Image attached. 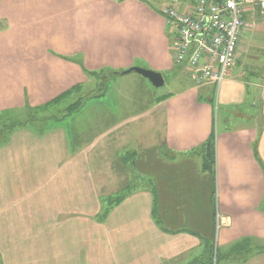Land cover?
I'll return each mask as SVG.
<instances>
[{
  "label": "crops",
  "instance_id": "1",
  "mask_svg": "<svg viewBox=\"0 0 264 264\" xmlns=\"http://www.w3.org/2000/svg\"><path fill=\"white\" fill-rule=\"evenodd\" d=\"M151 2L0 0V116L70 103L63 119L0 141V264H264V14L244 16L235 67L215 95L216 130L213 86L175 64L169 0L158 10ZM133 67L178 90L128 119L104 93L87 102L93 83L106 89ZM156 114L162 126L145 118ZM157 147L170 158L148 163L163 171L136 180L138 148ZM115 195L127 197L103 221Z\"/></svg>",
  "mask_w": 264,
  "mask_h": 264
},
{
  "label": "built area",
  "instance_id": "2",
  "mask_svg": "<svg viewBox=\"0 0 264 264\" xmlns=\"http://www.w3.org/2000/svg\"><path fill=\"white\" fill-rule=\"evenodd\" d=\"M249 7L264 14V0H169L162 9L172 28L173 57L198 87L212 85L216 95L235 67ZM1 23V20H0ZM224 222L218 217L217 229Z\"/></svg>",
  "mask_w": 264,
  "mask_h": 264
},
{
  "label": "rangeland",
  "instance_id": "3",
  "mask_svg": "<svg viewBox=\"0 0 264 264\" xmlns=\"http://www.w3.org/2000/svg\"><path fill=\"white\" fill-rule=\"evenodd\" d=\"M163 1L164 0H157L156 3L151 2L149 4H151L155 9L158 10L161 8V6H163ZM168 30L170 33L172 32V28H168ZM169 51L172 53L171 48ZM251 54L252 53L250 52L248 56H250ZM134 80H140V82ZM142 81L146 85L141 83ZM95 86L93 83L92 90L91 92H89L92 94V97L86 99L87 102L90 104L101 99V98L97 99L95 96L104 93L105 95H103L102 100H104L105 105L111 106L113 108H121L122 109L121 117H123L124 119H128L141 114L144 110H147V108H149L150 106L152 107L153 101L156 100L158 102L159 98L168 95L169 93H175L178 90V86L173 84V82L170 81L168 77H166L165 86L158 89L155 88L147 79L136 73L129 74L127 77H118L117 79H115V81L111 82L106 89H102L105 87L104 83H99V86L97 83V87ZM216 101L217 103L215 104L216 105L215 129L216 128L218 129V125L221 123L220 120L223 117V109L222 108L220 109L217 98ZM69 105L70 103H63L60 107H58L57 110L62 111L63 109L65 111ZM58 111L51 112L50 115H43V116L40 114H28L27 116L26 114H19V113L0 116V141L6 138L9 131L15 127H21L24 125L30 126L32 123H35V121L37 120H39L38 122L41 124L42 123L46 124V122L50 123L52 120L51 119L52 116L61 118L63 114L59 113ZM145 118L146 119L150 118L157 126L163 125L162 115L156 114L155 116H146ZM143 122H144L143 119H141V121L138 122L140 127L143 126L141 127V129H144L145 127V123ZM237 123L238 122L235 121L233 122V124H237ZM162 131H163L162 127H157V129L156 128L154 129V134L156 137L157 144L162 139ZM151 134L152 133H150V135ZM145 136L146 135H144L142 138H139L141 145L144 142L145 144H147L146 143L147 139L146 138L144 139ZM138 149L139 150L137 151V156L135 157V161L137 160L139 161L138 164H135V168L133 169L136 180H144L147 182L149 180L154 181V179H156L159 176V173L163 171V167H162L163 164L160 165L153 162L148 163V159H150V161L151 160L156 161L159 158L169 159L170 154L163 153L162 152L163 150H159L160 148L158 147L157 149L151 151L150 153L146 152L147 148L146 149L138 148ZM153 157L154 159H152ZM129 181L132 182L131 177H129ZM139 184L144 185L140 182ZM118 197L119 196L115 195L113 196L112 200H115ZM214 246L217 251L216 245Z\"/></svg>",
  "mask_w": 264,
  "mask_h": 264
},
{
  "label": "trees",
  "instance_id": "4",
  "mask_svg": "<svg viewBox=\"0 0 264 264\" xmlns=\"http://www.w3.org/2000/svg\"><path fill=\"white\" fill-rule=\"evenodd\" d=\"M115 75L117 74V73H114ZM215 95H216V90H215V88H213V93H212V98H213V100H212V103L215 105V103H216V97H215ZM81 105V104H80ZM78 105L77 106H75V105H73V106H71V113L72 112H74V111H76V110H78ZM214 140H215V135L212 137V143H209V146L210 145H212V146H214ZM126 195H123V196H119L118 198H116L115 200H112L113 199V197L112 198H109L105 203H106V206H105V208L103 209V212H102V214H101V219L104 221L108 216H109V214L111 213V211L113 210V208L116 206V205H118V204H120L122 201H124L125 199H126ZM215 246L213 245V247L212 248H214ZM244 250V246H242V245H240V246H238V247H236V249L234 250V252H233V254H238L239 252H241V251H243ZM212 255H213V261H216V262H218V261H220L219 260V258H218V255H217V253H216V249L214 250L213 249V251H212ZM232 256V255H231ZM221 260H224V259H222L221 258Z\"/></svg>",
  "mask_w": 264,
  "mask_h": 264
},
{
  "label": "water",
  "instance_id": "5",
  "mask_svg": "<svg viewBox=\"0 0 264 264\" xmlns=\"http://www.w3.org/2000/svg\"><path fill=\"white\" fill-rule=\"evenodd\" d=\"M132 73H136L147 79L155 88H162L165 86V79L164 76L161 73L143 69V68H138V67H133L125 72L117 73V76H125L129 75Z\"/></svg>",
  "mask_w": 264,
  "mask_h": 264
}]
</instances>
